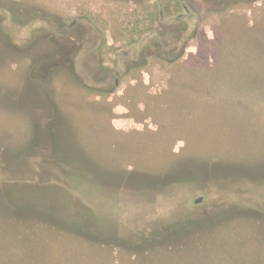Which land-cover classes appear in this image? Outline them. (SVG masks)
Returning a JSON list of instances; mask_svg holds the SVG:
<instances>
[{"label":"rangeland","instance_id":"obj_1","mask_svg":"<svg viewBox=\"0 0 264 264\" xmlns=\"http://www.w3.org/2000/svg\"><path fill=\"white\" fill-rule=\"evenodd\" d=\"M0 264H264V0H0Z\"/></svg>","mask_w":264,"mask_h":264}]
</instances>
